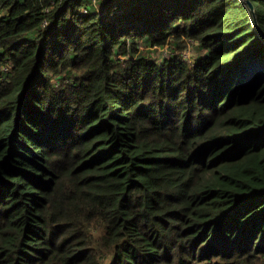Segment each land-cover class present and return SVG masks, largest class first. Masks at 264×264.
Instances as JSON below:
<instances>
[{"label": "trees", "instance_id": "16d2710c", "mask_svg": "<svg viewBox=\"0 0 264 264\" xmlns=\"http://www.w3.org/2000/svg\"><path fill=\"white\" fill-rule=\"evenodd\" d=\"M249 1L0 0V264H264Z\"/></svg>", "mask_w": 264, "mask_h": 264}, {"label": "rangeland", "instance_id": "374dc122", "mask_svg": "<svg viewBox=\"0 0 264 264\" xmlns=\"http://www.w3.org/2000/svg\"><path fill=\"white\" fill-rule=\"evenodd\" d=\"M153 53L155 54L156 57L159 58V61H161V59L165 56L168 55L167 51H165V49H155L152 50ZM199 53V54H204L206 51L204 49H200L198 46H194L192 45V47H189L188 49H186L185 51L183 50V53L185 56L191 57V55H193L194 53ZM253 65V62H248L246 64V67H244V69H242V73L241 76L244 75V72H248L250 67ZM234 78V77H232ZM244 83V82H243Z\"/></svg>", "mask_w": 264, "mask_h": 264}, {"label": "water", "instance_id": "95a60500", "mask_svg": "<svg viewBox=\"0 0 264 264\" xmlns=\"http://www.w3.org/2000/svg\"><path fill=\"white\" fill-rule=\"evenodd\" d=\"M247 2L250 5L251 9L254 10V6H253L252 2H250L249 0H247Z\"/></svg>", "mask_w": 264, "mask_h": 264}, {"label": "built area", "instance_id": "2783aa9c", "mask_svg": "<svg viewBox=\"0 0 264 264\" xmlns=\"http://www.w3.org/2000/svg\"><path fill=\"white\" fill-rule=\"evenodd\" d=\"M5 69H6V70H9V67H8V66H5Z\"/></svg>", "mask_w": 264, "mask_h": 264}, {"label": "bare ground", "instance_id": "6f19581e", "mask_svg": "<svg viewBox=\"0 0 264 264\" xmlns=\"http://www.w3.org/2000/svg\"><path fill=\"white\" fill-rule=\"evenodd\" d=\"M89 9V8H88Z\"/></svg>", "mask_w": 264, "mask_h": 264}]
</instances>
